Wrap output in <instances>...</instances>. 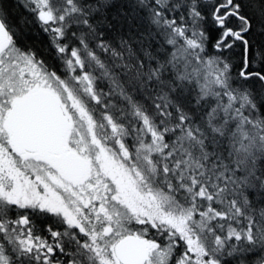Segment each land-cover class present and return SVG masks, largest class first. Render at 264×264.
I'll list each match as a JSON object with an SVG mask.
<instances>
[{
	"label": "snow or ice",
	"instance_id": "obj_1",
	"mask_svg": "<svg viewBox=\"0 0 264 264\" xmlns=\"http://www.w3.org/2000/svg\"><path fill=\"white\" fill-rule=\"evenodd\" d=\"M0 264H264V0H0Z\"/></svg>",
	"mask_w": 264,
	"mask_h": 264
}]
</instances>
